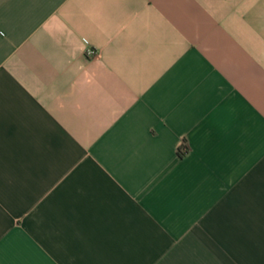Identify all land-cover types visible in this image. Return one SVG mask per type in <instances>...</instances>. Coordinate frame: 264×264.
Listing matches in <instances>:
<instances>
[{"label":"crops","instance_id":"obj_1","mask_svg":"<svg viewBox=\"0 0 264 264\" xmlns=\"http://www.w3.org/2000/svg\"><path fill=\"white\" fill-rule=\"evenodd\" d=\"M203 228L264 264V0H0V264Z\"/></svg>","mask_w":264,"mask_h":264},{"label":"rangeland","instance_id":"obj_2","mask_svg":"<svg viewBox=\"0 0 264 264\" xmlns=\"http://www.w3.org/2000/svg\"><path fill=\"white\" fill-rule=\"evenodd\" d=\"M241 230L243 229L236 227L234 234L237 235ZM192 236L194 241L192 240L193 242L189 243L187 248L181 244L175 245L166 257L157 260L156 264H207L205 259L209 257H213L212 264H258L259 262L258 259L247 258L252 255L258 256V250L254 251L259 247L258 244H230L228 249V245L225 243L211 242L210 228L199 229ZM230 248L233 250L231 251ZM227 256L229 258H226Z\"/></svg>","mask_w":264,"mask_h":264},{"label":"built area","instance_id":"obj_3","mask_svg":"<svg viewBox=\"0 0 264 264\" xmlns=\"http://www.w3.org/2000/svg\"><path fill=\"white\" fill-rule=\"evenodd\" d=\"M88 54H89V55H92V54H93V51H92V50H89V51H88Z\"/></svg>","mask_w":264,"mask_h":264}]
</instances>
